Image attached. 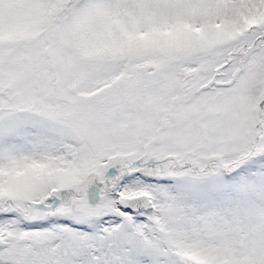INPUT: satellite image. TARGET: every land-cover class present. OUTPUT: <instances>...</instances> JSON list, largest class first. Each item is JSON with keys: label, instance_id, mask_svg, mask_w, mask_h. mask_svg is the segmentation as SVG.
Returning a JSON list of instances; mask_svg holds the SVG:
<instances>
[{"label": "snow or ice", "instance_id": "1", "mask_svg": "<svg viewBox=\"0 0 264 264\" xmlns=\"http://www.w3.org/2000/svg\"><path fill=\"white\" fill-rule=\"evenodd\" d=\"M0 264H264V0H0Z\"/></svg>", "mask_w": 264, "mask_h": 264}]
</instances>
